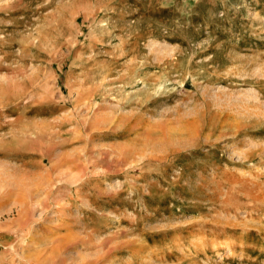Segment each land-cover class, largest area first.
Listing matches in <instances>:
<instances>
[{"label": "rangeland", "instance_id": "374dc122", "mask_svg": "<svg viewBox=\"0 0 264 264\" xmlns=\"http://www.w3.org/2000/svg\"><path fill=\"white\" fill-rule=\"evenodd\" d=\"M0 264H264V0H0Z\"/></svg>", "mask_w": 264, "mask_h": 264}]
</instances>
